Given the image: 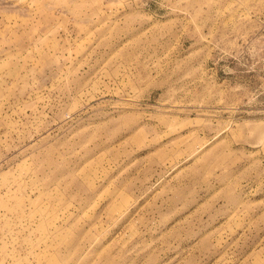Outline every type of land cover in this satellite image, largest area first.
I'll return each mask as SVG.
<instances>
[{
    "label": "rangeland",
    "instance_id": "rangeland-1",
    "mask_svg": "<svg viewBox=\"0 0 264 264\" xmlns=\"http://www.w3.org/2000/svg\"><path fill=\"white\" fill-rule=\"evenodd\" d=\"M0 264H264V0H0Z\"/></svg>",
    "mask_w": 264,
    "mask_h": 264
}]
</instances>
